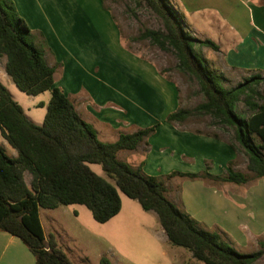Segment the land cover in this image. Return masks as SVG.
Masks as SVG:
<instances>
[{"label": "trees", "instance_id": "obj_1", "mask_svg": "<svg viewBox=\"0 0 264 264\" xmlns=\"http://www.w3.org/2000/svg\"><path fill=\"white\" fill-rule=\"evenodd\" d=\"M138 1L156 14L163 29H147L135 39L173 53L178 71L195 79L205 98L193 112L179 109L167 115L165 121L180 124L193 114L205 115L225 130L233 129L235 140L248 158L247 169L258 179L264 178V75L247 76L235 87L226 88L225 76L211 70L195 53L197 45L218 51L214 42L194 38L170 0ZM3 57L7 75L21 92L28 96L45 92L51 95L43 124L38 126L0 80V134L18 153L11 158L0 145V232L19 238L36 264H75L54 234L46 237L41 209L83 205L97 223L104 224L121 211L118 190L137 201L144 211L154 212L168 242L189 251L198 262L253 264L264 255V241L259 252L238 253L220 234L203 229L172 203L166 197L164 181L146 175L143 163L132 167L117 158L118 153L135 151L146 143L156 126L122 134L114 143L99 140L96 130L55 85V68L47 64L44 51L35 46L31 29L11 0H0V58ZM240 102L248 110L247 117L236 111ZM208 136L219 139L217 135ZM92 164L100 165L115 186L95 174L89 167ZM26 173L31 175L30 185L26 183ZM175 176L214 184L240 186L248 182L246 174L230 167L226 175H213L207 166L203 173L173 172L166 180ZM100 264L113 263L103 257Z\"/></svg>", "mask_w": 264, "mask_h": 264}, {"label": "rangeland", "instance_id": "obj_2", "mask_svg": "<svg viewBox=\"0 0 264 264\" xmlns=\"http://www.w3.org/2000/svg\"><path fill=\"white\" fill-rule=\"evenodd\" d=\"M11 2L15 6L18 15L22 19L24 18L33 30H35L34 27L40 28L44 37L50 34V29H56L60 37L55 34L54 39L56 40L59 37L64 41L65 57L68 64L72 62L73 58L79 57L80 51L75 46L69 48L75 43L68 41L67 37H63L67 34L68 27L67 19H64L62 15L70 13L66 10H72L75 6H82L81 11H88L91 15V18L82 19L84 26L89 19L97 22L96 30H92L91 35H97L96 37H99L104 42L103 44H107V47L113 50L110 44L112 37L116 34L112 33L111 22L115 23L114 31L119 33L113 42L119 48L122 45V39L124 50L126 52L130 50L135 54L134 56L128 55L122 50L120 55H116L117 60H114V64L111 63L108 67V80L103 76L105 75V66L101 64V71H97L96 65L85 67L87 63H84L83 67L75 70L73 78L69 79V75L65 73L63 82H61L60 77L63 62L61 61V63L54 66L55 73L59 75L58 85L71 86L73 93L83 89L88 91L87 86H95L93 91H96L100 97L95 102L100 110L93 108L92 111L96 116L102 112L111 113V122H108L116 134L115 136L113 133H109L107 138H99L100 141L114 143L118 140V131L120 132L119 135L131 134L136 125L157 127L159 123L166 122L165 117L176 107L174 89L178 94L179 106L173 112L179 109L193 112L199 104L205 101L196 80L178 71V62L173 53L164 52L148 41H137L135 39L147 29H163L162 22L156 14L146 5L139 3L138 0H104L103 2L102 0H11ZM170 3L172 5L173 0H170ZM100 6H103L104 10ZM59 10H63V12ZM50 20L52 21L51 24ZM81 31L80 27H76L73 34L80 36ZM36 33L33 32L35 35ZM40 35L42 33L38 32V36ZM49 45L45 43V45L38 47L46 52ZM208 51L198 45L195 47L196 55L200 59H204V64H208L211 70L225 76L224 86L226 88L235 87L245 77L255 74L232 69L226 70V73H221L223 68H221L220 57H210L211 51ZM246 55L248 56L247 59L241 58L237 61L247 67H250L252 61L254 63L259 62V58H251V51ZM57 60L60 61V58L58 57ZM151 67H154L160 75L166 78L164 79L167 80L166 84H170L167 86V90L163 89L165 84L162 85L161 80L154 76L150 70ZM144 68L146 71L143 70ZM258 73L262 74L264 72L259 70ZM93 76L95 77L94 80L91 78ZM96 79H100L101 82L104 81L108 85L100 83L97 87ZM13 86L21 95L27 96L15 85ZM43 94L45 95L38 97V101L40 103L44 101L47 105L50 93L45 92ZM31 111L36 116L43 117L46 114L47 106L44 108L43 106L34 107ZM236 111L241 117H247L248 115V110L243 102L238 103ZM126 112H128V119L132 118V127L121 128L117 123L112 122L113 120L123 121ZM178 126L184 130L201 132L204 135H217L220 140L226 143L224 145L223 142H217L218 146L208 148L199 145L193 147L191 143L186 142H175L172 148L189 153L197 160V162L185 165L183 169H190V171H193L191 173L198 174L206 171L208 165L212 168L213 175L221 176L226 175L230 167L234 171L246 174L248 182L240 186L230 183L214 184L203 179L189 180L179 176L167 181L166 177L174 171L170 172L168 170L167 173H163L162 170L154 171L153 169L151 172L148 169L144 172L152 175L157 172L155 176L163 180L166 185V197L187 214H189V211L183 205L181 199V193L187 184L188 186H191L190 184L194 185L193 187L196 189L203 186L202 184H207L224 192L231 191L238 195L243 192L248 200L245 196H240L241 198L236 197L228 201L238 206L239 212L241 210V218L246 225L245 228L239 226L241 223L236 226L226 219H223L222 222L220 218L213 217L214 214L207 211L206 208L202 211L201 216L202 219L206 220H204V223H199L203 229L220 234L238 253L251 254L259 252L262 250L260 243L264 241V178L258 179L247 169L248 158L245 151L235 140L233 129L226 128L225 130L215 124L212 117L196 114L191 115L186 122L180 123ZM162 132L160 131L156 137L158 144H155V151L157 153H159L160 147H170L172 145L170 141L163 139V137L167 139V136H163ZM140 148L139 152H142L143 155L145 148L142 146ZM8 149L11 152L12 148L9 145ZM167 152L166 156H169ZM137 154L139 153L120 152L117 158L132 167H137L139 162ZM158 163L160 165L153 164L149 168L159 165L158 167L161 169L164 166L161 160ZM89 167L95 174L115 186L114 180L107 176L100 165L92 164ZM209 172L211 173V170ZM26 181L30 185L31 175H26ZM118 193L122 203L121 211L104 224L97 223L93 219L92 213L83 205L60 206L55 210L41 209L40 218L46 235L54 234L60 246L75 264H100L103 257L108 258L113 264H203L195 260L189 251L174 247L168 242L154 212L144 211L137 201L128 198L119 190ZM196 194L197 190H195V194L191 191L190 198H188L190 203ZM193 204L198 206L197 198L194 199ZM253 264H264V255Z\"/></svg>", "mask_w": 264, "mask_h": 264}, {"label": "crops", "instance_id": "obj_3", "mask_svg": "<svg viewBox=\"0 0 264 264\" xmlns=\"http://www.w3.org/2000/svg\"><path fill=\"white\" fill-rule=\"evenodd\" d=\"M172 6L183 17L187 25L188 32L194 38H197L199 40H210L218 46V51H214L206 47L204 48L207 49V51L210 49V57H220L222 64L221 68H223V71L221 73H226L225 71L228 69L244 72L248 71L249 73L253 72L255 74H258L259 70L261 72H264V0H173ZM100 7L104 10L103 6ZM81 8L82 6H75L72 10H66V12L70 13L62 15L64 19H67L66 22L68 27L67 34L63 35V37H67L68 41L75 43L69 48H74L75 46V48L80 51L79 57H75L73 58V60L70 59L72 60V62L69 64L66 61L67 58L65 57L64 41L59 38L60 35L57 34L55 28L53 30L50 29V34L44 37L43 32H41L40 28L34 27L35 30H33V28L29 26L27 21L24 18L23 19L31 28L33 42L37 48L45 45V43L48 45L50 44L49 47H47L48 51H44L47 64L50 67H54L55 64L61 63V61L63 62L62 74L60 75L62 79L61 82L64 81V77L66 75L65 73L70 76H68L69 79L73 78L75 70L83 67L84 63H87L85 67L96 65L97 71H101L102 67L100 66V64L105 66V75L103 76L108 80V67L111 65V63L114 64V60H117L116 55H120L121 51L124 50V42H122L123 40L121 39V43L123 46L121 45L119 48H117L116 44L113 42L116 39V36H118L119 32L116 33L114 31L115 23L113 24L112 22V33L116 35L112 37L110 46L114 51L109 49V47H107V44H103L104 42H102L99 37H96L97 35H91V31L96 30L95 28L97 22L89 19L87 21V24L84 26L82 19L91 18V15L88 11H81ZM59 11L63 12V10ZM51 23L52 21L50 20V24ZM76 27H80V31L83 29L81 33L79 32L80 36L73 34L76 31ZM34 31L37 32L36 35L33 34ZM38 32L42 33V35L38 36ZM55 34L59 36L56 40L54 39ZM250 51L251 58H259V62L254 63L252 61L250 67H247L246 65L237 61L241 58L247 59L248 56L246 54ZM126 53L132 56L135 55L130 52V50ZM58 57L60 58V61L57 60ZM5 64L6 58H0L1 82L9 90L12 98L23 108L26 116H28L36 125L41 126L43 124L45 115L43 117L36 116L32 113L31 110L34 107H39L40 104H43V108L47 106L50 101L51 95L47 99V105L46 103H44V101H42L41 103L38 101V97L45 94H41L39 96L21 95L13 86L15 84L12 79L7 75ZM145 64L148 63L146 62ZM143 70L146 71L145 68ZM150 70L153 72L156 78L161 80L162 85L165 84L163 89L167 90V86H169L170 84H166L167 80H164L166 78L160 75L154 67H151ZM262 75H264V73H262ZM58 76V73H55L54 80L56 86L58 85ZM91 78L92 80L95 79L94 76ZM96 80L97 87H99L100 83H102V85H108L104 81L101 82L100 79ZM57 87L61 88L66 96L73 102L80 117L96 130L98 138H107V135L109 133H113V135L116 136V134L113 132L114 130L110 127L108 122H111V113L108 114V112H102L99 113L100 116H96L92 111L93 108H98V106H96L97 104L95 100H98L100 98L96 91H93L95 89V86H87L88 91L86 89H83L79 92L78 90L76 92L74 91V93L72 92L71 86L64 87V85L62 84L58 85ZM174 98L177 107L179 106V103L178 94L176 93L175 89ZM25 102L27 103L26 105L24 104ZM176 107H174L172 111H170V113L175 111ZM97 110L99 111L100 109L98 108ZM126 113L127 114H125L126 116L124 117L123 121L113 120L112 122L114 124L117 123V125L121 126V128L132 127V118H130V121L128 119V112ZM144 128L148 127H144V125H136L135 129H133V133L139 129ZM160 131H163V136H167V139H165V137H163V139L170 141L172 145H170V147H160L159 153H157L155 151V144H158L156 142V137L158 133H160ZM119 134L120 132L118 131L117 139L120 136ZM0 137V145L5 148L7 154L11 158H16L18 156V153L14 149H12L10 152L6 140L2 138L1 134ZM175 142L191 143V146L193 147L199 145L202 147L213 148L218 146L217 142L219 143L223 141L220 139L209 137L208 135L198 134L194 131L184 130L182 129V127H179L178 124L161 122L157 125L156 132L146 141V143H143L141 145L145 148L143 155L142 152H139L141 146L138 147V151H131L134 153H139L137 154L139 159L137 167L143 163V171L149 169L152 172L154 169V171L162 170L163 173H167L168 170L170 172L174 171L181 173L193 172L190 171V169L188 170L183 168H185L184 166L187 164L197 162L196 157H194L193 155H189V153L187 154L184 151L180 152L177 149L172 148ZM223 143L224 145H226L225 142ZM167 150H169V152H167ZM166 152L169 154V156H166ZM159 160H161V163L164 164L161 169L160 167H158L160 165L158 163ZM153 164L159 165L157 167L149 168V166ZM208 168L209 170H211L212 174V168L209 166ZM27 174L29 173L25 174V180ZM145 174L149 176H155L157 172L155 175L148 174L147 172ZM190 185L191 186H188V184L185 185L183 192L181 193V199L183 205H185L186 209L189 211V214L198 222H205L204 220L206 219H202L201 216L202 211H204V209L206 208L207 211L214 214L213 217L220 218L222 222L223 219H226L229 222L231 221V224H235L237 226L239 225V223H241L239 226H241L242 228L246 227L241 218V210L239 212L238 206H236L234 203H229L228 201L229 199L233 200L236 197L241 198L240 196H245L243 192H240L238 195L236 193H232L231 191L224 192L222 190H218L207 184H202L203 186H200L201 189H196L193 187L194 185ZM194 189L197 190V194L192 198L190 203L188 198H190L191 191H193V193L195 194ZM195 198L198 199V206H195L193 204ZM245 198L246 200H248L247 196H245ZM206 222L209 223L208 221ZM48 236L46 235V237ZM0 264H36V261L31 251L19 238L8 233L0 232Z\"/></svg>", "mask_w": 264, "mask_h": 264}]
</instances>
